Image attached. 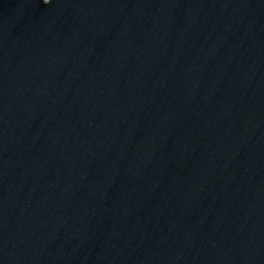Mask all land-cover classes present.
I'll use <instances>...</instances> for the list:
<instances>
[{"label": "water", "instance_id": "1", "mask_svg": "<svg viewBox=\"0 0 264 264\" xmlns=\"http://www.w3.org/2000/svg\"><path fill=\"white\" fill-rule=\"evenodd\" d=\"M0 264H264V0H0Z\"/></svg>", "mask_w": 264, "mask_h": 264}, {"label": "clouds", "instance_id": "2", "mask_svg": "<svg viewBox=\"0 0 264 264\" xmlns=\"http://www.w3.org/2000/svg\"><path fill=\"white\" fill-rule=\"evenodd\" d=\"M43 2H44L45 4H48V3L50 2V0H43Z\"/></svg>", "mask_w": 264, "mask_h": 264}]
</instances>
